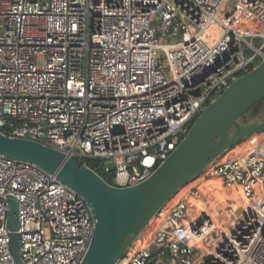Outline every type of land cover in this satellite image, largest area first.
<instances>
[{
	"label": "built area",
	"instance_id": "1",
	"mask_svg": "<svg viewBox=\"0 0 264 264\" xmlns=\"http://www.w3.org/2000/svg\"><path fill=\"white\" fill-rule=\"evenodd\" d=\"M229 2L0 0V132L101 174L98 161L113 186L145 181L264 60V0ZM249 139L177 191L114 264H264V131ZM95 228L55 173L0 156V264H81Z\"/></svg>",
	"mask_w": 264,
	"mask_h": 264
},
{
	"label": "water",
	"instance_id": "2",
	"mask_svg": "<svg viewBox=\"0 0 264 264\" xmlns=\"http://www.w3.org/2000/svg\"><path fill=\"white\" fill-rule=\"evenodd\" d=\"M264 99V60L234 80L193 122L185 138L145 181L128 187L111 185L74 157L35 140L0 132V156L30 161L78 192L96 221L81 264H114L167 201L229 148L264 131V119L243 124L239 118ZM105 167L113 170L112 162ZM18 204L11 200L9 227L17 230ZM19 236L12 234L15 257Z\"/></svg>",
	"mask_w": 264,
	"mask_h": 264
},
{
	"label": "trees",
	"instance_id": "3",
	"mask_svg": "<svg viewBox=\"0 0 264 264\" xmlns=\"http://www.w3.org/2000/svg\"><path fill=\"white\" fill-rule=\"evenodd\" d=\"M263 108H264V99H262L260 102H255L251 107V109L239 118V121L243 124L257 123L262 121L264 119V112H263V117H261V120H256V117L257 115L262 113ZM88 163L94 168H96L98 165V161L95 160H88ZM104 177L106 179L109 178L108 176H104Z\"/></svg>",
	"mask_w": 264,
	"mask_h": 264
},
{
	"label": "rangeland",
	"instance_id": "4",
	"mask_svg": "<svg viewBox=\"0 0 264 264\" xmlns=\"http://www.w3.org/2000/svg\"><path fill=\"white\" fill-rule=\"evenodd\" d=\"M237 1H238V0H230L229 5H228L226 11L230 10L231 8H233V7L235 6V4H236ZM263 112H264V108L262 109V113L259 114V115H257L256 120H261V117H263ZM250 141H251V140H250L249 138H246V139H244V140L242 141V143H239L238 145H241V144H243V143H247V144H243V145H241L240 150H249L250 147L248 146V144H250ZM96 169H97L102 175H104V176H108V177H109V178H108L109 181H113V179L111 178V176H110L108 173H106L105 171H103V169L101 168L100 164L97 165ZM227 191H228V190H227ZM231 195H233L232 192H231ZM240 212H241V211H239L238 213H240Z\"/></svg>",
	"mask_w": 264,
	"mask_h": 264
}]
</instances>
